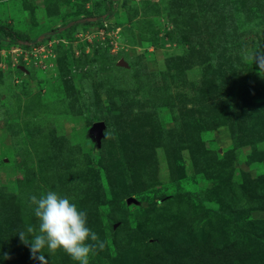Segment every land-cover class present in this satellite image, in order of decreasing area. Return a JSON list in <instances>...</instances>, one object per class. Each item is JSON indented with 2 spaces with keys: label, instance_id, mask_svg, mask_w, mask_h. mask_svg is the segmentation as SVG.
I'll return each instance as SVG.
<instances>
[{
  "label": "rangeland",
  "instance_id": "obj_1",
  "mask_svg": "<svg viewBox=\"0 0 264 264\" xmlns=\"http://www.w3.org/2000/svg\"><path fill=\"white\" fill-rule=\"evenodd\" d=\"M105 1L0 0V264H42L18 233L48 191L105 242L89 264H216L240 243L264 264V0Z\"/></svg>",
  "mask_w": 264,
  "mask_h": 264
},
{
  "label": "clouds",
  "instance_id": "obj_2",
  "mask_svg": "<svg viewBox=\"0 0 264 264\" xmlns=\"http://www.w3.org/2000/svg\"><path fill=\"white\" fill-rule=\"evenodd\" d=\"M29 200L39 221L38 234L36 229L28 226L26 232L21 231L18 235L21 243L29 247L32 259L43 264L42 253L47 247L50 253L62 249L78 264H89L90 255L103 251L105 242L87 226V213L78 209L68 197L48 191L39 198L32 195ZM5 258H8L7 254Z\"/></svg>",
  "mask_w": 264,
  "mask_h": 264
},
{
  "label": "trees",
  "instance_id": "obj_3",
  "mask_svg": "<svg viewBox=\"0 0 264 264\" xmlns=\"http://www.w3.org/2000/svg\"><path fill=\"white\" fill-rule=\"evenodd\" d=\"M115 0H106L105 1V6H104V10L106 12V16H109L111 13H112V9L115 5ZM3 27H0V29H2ZM5 29V28H4ZM10 33V31L8 30V32L6 34ZM20 38V37H18ZM34 41V40H32ZM77 80L80 84L81 80H82V74L81 73H77ZM88 106V104H87ZM228 106V105H227ZM88 111L90 112V119L93 122L95 121H100V118H99V115L98 113L95 111V109H91L89 106H88ZM235 127V126H234ZM236 129L234 128L233 129V136H232V143H233V146L235 148H237L239 146V142H238V139L235 137L234 133H235ZM99 191L102 192V189L99 188ZM121 191V189H120ZM122 193L123 192V189H122ZM125 194V193H124ZM260 241V244H264V237H261V238H258ZM250 248H254L255 245L254 243L249 245ZM252 252V251H251ZM225 254V257H223L224 255L221 253V254H218L217 256L214 257V259H212L211 261L213 262H216V264H258L260 263L261 261H258L257 259L254 260L252 258L254 257H248V253H247V245H245V243L243 244H239V246L237 247V251H233V248L230 249V251H227V252H224ZM218 262H221V263H218Z\"/></svg>",
  "mask_w": 264,
  "mask_h": 264
},
{
  "label": "water",
  "instance_id": "obj_4",
  "mask_svg": "<svg viewBox=\"0 0 264 264\" xmlns=\"http://www.w3.org/2000/svg\"><path fill=\"white\" fill-rule=\"evenodd\" d=\"M90 19H95V17H90ZM119 63H123L120 61ZM103 123L101 121H95L91 124L89 132L94 136V140L97 144L100 142V138L103 136Z\"/></svg>",
  "mask_w": 264,
  "mask_h": 264
}]
</instances>
